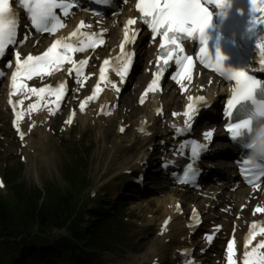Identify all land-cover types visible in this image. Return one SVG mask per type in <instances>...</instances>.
<instances>
[{
  "label": "snow or ice",
  "instance_id": "6c2138e0",
  "mask_svg": "<svg viewBox=\"0 0 264 264\" xmlns=\"http://www.w3.org/2000/svg\"><path fill=\"white\" fill-rule=\"evenodd\" d=\"M20 8L27 14L31 26L38 33L48 32L54 33L58 28L63 27L61 16L57 14L59 10L63 16L69 15V9L75 6V0H18ZM251 9L253 13L260 12L264 14V0H250ZM215 4L218 8L225 7V0H138L135 7L139 12V19L147 25L151 30L153 38L156 36L162 37V42L159 47L162 50L160 57L161 65L167 66L170 61H174L176 65V72L172 79L176 83H180L182 79L189 78V72L192 67V57L182 55L184 49L181 47L180 41L182 39H191L199 36L201 43L205 46L200 48V62L210 67L213 71L219 73L221 76L226 77L230 81H234L231 97L227 100L224 107V113L228 118L238 105L244 101L254 100V92L260 86V81L253 76L248 75L246 71H234L225 69L223 60L225 59L219 51L215 58L211 57L209 50L205 43V30L209 27L211 21V13L206 5ZM254 22L257 23L255 17ZM261 22H264V15L261 17ZM19 18L16 11H14L10 0H0V57H3L10 46L17 45L18 40V27ZM137 21L129 19L125 27V43L133 41L137 35L136 30L131 29V26L136 24ZM85 25L81 23L80 28L71 33V38L67 40H56L42 55H28L26 59H21L19 52L16 53V68L11 76V91L10 97H25L29 95L37 97L39 100H46L48 96L55 97L56 107H59L63 101L67 88L64 82L59 83L58 86L49 87H28L27 81L33 77H44L45 75H54L62 70L65 64L72 65L68 69L69 73L75 72L77 81L82 76L84 66L88 63L86 60H80L78 63L73 59V53L83 52L85 48H93L97 45L96 35L94 33L82 34L80 29ZM82 37V38H81ZM72 38H77V44ZM121 52L124 53V44H121ZM260 64L264 66V42L258 43ZM109 61H104V67L100 71V81L107 79L109 72ZM132 63L130 57L125 56L124 59L117 66L116 75L119 76L121 81L125 80L129 72V67ZM8 67H11L9 64ZM4 75L0 70V78ZM161 71L156 72V78L151 82L148 92L157 90L158 82L161 78ZM109 83H111L109 81ZM115 87V85H113ZM101 91V85L98 83L95 86L93 94L86 98L81 103V111L84 110L85 104L89 101L96 99V94ZM117 91L119 89L117 88ZM147 95V93H145ZM202 100L203 97H200ZM143 102V101H141ZM8 103L16 108V103L13 99H9ZM23 104V100L20 101ZM37 104L29 105V111L37 108ZM50 112L55 114V109L50 108ZM195 108L192 104L188 106V110L184 113L187 119L185 124L190 125L192 120V113ZM257 112L264 113V103L259 104ZM175 115V114H173ZM16 122L15 127L23 139L24 133L20 129L19 121L22 113L15 112ZM66 123L71 124L72 120L69 119ZM256 125L255 115L252 113L250 118L239 120L235 123H229L226 130L230 133L233 141H238L247 136L245 149L251 148V135ZM123 131V128L121 129ZM211 132L205 133V138L210 139ZM202 145L193 143L191 145V155L197 157L199 152L202 151ZM241 167V174L245 180L252 181L255 184L261 177H264V162H253L250 155L243 158ZM185 182L188 177L195 175V170L189 166V170L185 172ZM257 212L264 211V209H256ZM256 225L253 224V231L249 232L248 238L245 243V252L243 264H264V240H261L257 245L248 249L249 244L255 239L257 235L264 236V226H261L259 232L255 231ZM208 240L211 241L213 237L208 235ZM227 261L228 264H233V243L231 241L227 244ZM187 255V253H185Z\"/></svg>",
  "mask_w": 264,
  "mask_h": 264
},
{
  "label": "rangeland",
  "instance_id": "374dc122",
  "mask_svg": "<svg viewBox=\"0 0 264 264\" xmlns=\"http://www.w3.org/2000/svg\"><path fill=\"white\" fill-rule=\"evenodd\" d=\"M140 72L137 71L134 76V85L140 79ZM125 98L122 105L126 104L125 106L131 109L132 116L135 110L137 116L140 109H134L135 99H132L131 92ZM125 106L115 118L111 119L112 122L104 123L101 127L92 125V123H83L84 125H76L68 133L60 134L55 126L57 129L55 134L45 131L44 138L41 133L36 132L30 148L23 151L13 138L0 135V176L3 180L7 171L19 169L17 183L27 188L43 190L47 184H52L63 190L66 188L64 181L66 171L75 166V162L83 157V153H87V158L84 159L78 176L87 181L85 184L89 186V189L86 192L82 191L81 194L83 205L90 209L94 207L95 201L101 198L102 203L108 205L106 209L112 211L111 207L126 204L117 209V212L123 215L122 222L124 223L119 225L122 235L121 245L107 243L106 247L110 251L97 255V258L87 259V257L86 264H150L153 261H150V250L153 247L157 248L159 242L158 257H163L162 261L166 262L170 255L171 245L164 244L167 237H163L159 242L156 239L158 224L163 216L155 210V203L148 207L146 198L129 201L117 199L118 191H121L125 197L123 188L127 180L123 177V171L133 169L135 161L143 152L139 149L140 146L133 144L132 135L127 133L125 136H120L118 134L117 127L121 124L124 114L129 111L125 109ZM78 120L83 121L84 119L79 118ZM130 122L125 125L132 124ZM0 129L8 134L7 128L2 126ZM132 130V127L128 128V132ZM19 153L24 156V163L20 162ZM91 194L95 195L94 198L90 196ZM164 197L159 199L162 200L161 198ZM157 217L159 218L156 219ZM167 246L168 250L164 251ZM72 260L68 257L65 264H72Z\"/></svg>",
  "mask_w": 264,
  "mask_h": 264
},
{
  "label": "trees",
  "instance_id": "16d2710c",
  "mask_svg": "<svg viewBox=\"0 0 264 264\" xmlns=\"http://www.w3.org/2000/svg\"><path fill=\"white\" fill-rule=\"evenodd\" d=\"M9 178L10 194L8 198L0 197V240L1 244H8L10 239L12 251L20 254L21 249L28 245L46 242L43 249L46 253L41 257H33L27 264H38L50 260H61L66 252L101 250L104 240H115L109 234L112 224L98 222L87 235L82 224L84 216L93 214L85 211L80 204V191L76 185L74 171L65 176L70 187L64 192L55 187H48L42 192L39 190H26L23 185L15 184ZM83 181L79 185L83 186ZM107 219V218H106ZM53 230H64V237H56ZM108 233V234H107ZM88 236L89 239L84 238ZM105 238V239H104ZM14 257V255H13ZM10 264V263H9Z\"/></svg>",
  "mask_w": 264,
  "mask_h": 264
},
{
  "label": "bare ground",
  "instance_id": "6f19581e",
  "mask_svg": "<svg viewBox=\"0 0 264 264\" xmlns=\"http://www.w3.org/2000/svg\"><path fill=\"white\" fill-rule=\"evenodd\" d=\"M116 32V31H115ZM110 53V51H108V54ZM141 80V79H140ZM139 80V81H140ZM169 98L171 99L172 98V96L170 95L169 96ZM169 99L167 98V99H165L164 100V103L165 104H168L169 103V101H168ZM128 101V100H127ZM179 101H180V99L177 97V96H174V98H173V102H175L174 104H178L179 103ZM127 103V102H126ZM159 105H156L155 103H152V104H148V105H146L143 109H142V111H141V113H140V117H139V119H138V122H139V120H140V124L138 125V127L136 128V130H137V132H136V135H137V138H139V139H142V141H144V142H150L151 140H152V138H147V133H146V129H148L149 130V132H152V130H156V128H162V122L160 121V120H158L156 117H155V115H154V113H155V109H156V107H158ZM2 107H3V105H2ZM160 107V106H159ZM166 108V107H165ZM80 113H82V115L80 114ZM85 113H87V115L86 116H84V114ZM137 113L134 111L133 112V115L135 116ZM74 116H76V118H75V120H78L79 118H82V119H84L83 121L82 120H79L80 122H82V123H87V122H89V121H91V120H94V118H98V116L97 115H95V113H91V112H89V111H86V110H83V111H81V112H77L76 113V115H74ZM0 118H2L1 117V115H0ZM93 118V119H92ZM45 120H46V118L43 116V115H41L40 113H38V114H36L35 115V118H34V121H35V123H36V125H35V130L36 131H39V129H41V127H43L44 126V123H45ZM100 120H102V119H100V118H98V120L97 121H100ZM87 121V122H86ZM143 121H146L147 122V125L145 126V127H143L142 128V130L143 131H141V124H142V122ZM173 121L172 120H169V122L168 121H166L165 123H164V125L165 126H170L171 125V123H172ZM96 124H97V126L100 124V122H96ZM46 125V124H45ZM100 127V126H99ZM41 134H42V136H43V138L45 137V133L44 132H41ZM134 135V134H133ZM28 141H29V139H27ZM27 140H26V142H27ZM25 142V143H26ZM24 143V142H23ZM129 147V146H128ZM140 148V147H139ZM133 150V149H132ZM137 150V149H136ZM143 153V152H142ZM141 153V154H142ZM130 191H131V189H130ZM172 192V191H171ZM241 194V192H238L237 194H235V198H237V197H239V195ZM234 197V195H232V198ZM173 198H174V194L173 193H171L170 194V196L169 197H167L165 200H159V199H156V198H149L148 200H149V203L150 202H152V203H155V210L159 213V215L160 216H163L164 218L165 217H171L172 218V222H171V224L167 227V229H166V231L163 233V234H166V233H168V232H170V231H173V234L170 236V237H177V236H180V235H184V236H186L187 237V232L183 229V225H184V223H185V220H183V218L182 217H180V216H178L177 214H175V213H173L174 212V205L176 204V200H173ZM241 198V197H240ZM239 198V199H240ZM229 202V201H228ZM228 203H226V205H227ZM148 207H149V204H148V201H147V204H146ZM168 205H171V207H167ZM160 208V209H159ZM159 217H157L156 219H158ZM154 221H156V220H154ZM219 223H216V224H213V225H210V226H216V225H218ZM159 241V240H158ZM159 244H160V242H159ZM184 244H185V242L183 241H181L180 242V245L182 246V247H180V248H178L179 250H184ZM160 247V245L157 247V248H154L153 247V249L152 250H150V253L149 254H151V259H150V261H152V260H154V258H159L158 259V261L159 260H163V257H158V252H159V248ZM166 250H168V246L165 248V250L164 251H166ZM164 251H162V253L164 252ZM172 251V250H171ZM164 256V255H163ZM174 256V257H173ZM176 259H178V257L176 256V255H174V253L171 255V257H170V261H171V263H173V260H175V261H177ZM153 262V261H152ZM151 263V262H150Z\"/></svg>",
  "mask_w": 264,
  "mask_h": 264
},
{
  "label": "clouds",
  "instance_id": "9594fccd",
  "mask_svg": "<svg viewBox=\"0 0 264 264\" xmlns=\"http://www.w3.org/2000/svg\"><path fill=\"white\" fill-rule=\"evenodd\" d=\"M254 104L253 114L255 115L256 125L251 135L250 158L253 162H264V113L257 112L259 104Z\"/></svg>",
  "mask_w": 264,
  "mask_h": 264
}]
</instances>
